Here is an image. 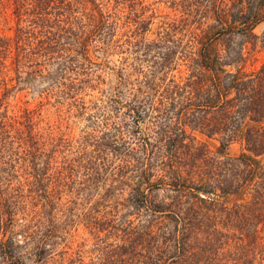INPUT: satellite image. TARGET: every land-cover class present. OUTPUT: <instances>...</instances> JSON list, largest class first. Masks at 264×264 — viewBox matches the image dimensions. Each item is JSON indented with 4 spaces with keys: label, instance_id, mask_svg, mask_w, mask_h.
<instances>
[{
    "label": "trees",
    "instance_id": "1",
    "mask_svg": "<svg viewBox=\"0 0 264 264\" xmlns=\"http://www.w3.org/2000/svg\"><path fill=\"white\" fill-rule=\"evenodd\" d=\"M231 1L232 19L218 0L225 33L192 35L178 48L167 17L146 40L156 14L142 0H0V264L47 262L58 215L111 173L110 156L120 161L110 191L79 222L99 261L89 264H264V62L252 68L253 50L228 45L234 29L242 44L259 40L264 0ZM93 49L134 52L151 74L141 66L143 80L123 85L126 110L116 105L75 148L58 124L45 128L42 108L54 95L77 105L69 75L87 76ZM45 71L52 84L38 102L9 104ZM146 117L152 134L137 138ZM130 139L138 142L126 152ZM234 144L240 153L230 156ZM18 160L24 173L11 181L3 175ZM115 190L122 202L99 218Z\"/></svg>",
    "mask_w": 264,
    "mask_h": 264
},
{
    "label": "rangeland",
    "instance_id": "2",
    "mask_svg": "<svg viewBox=\"0 0 264 264\" xmlns=\"http://www.w3.org/2000/svg\"><path fill=\"white\" fill-rule=\"evenodd\" d=\"M146 6L150 8L156 14V19L150 27L149 33L146 35L147 41H154L157 38V33L160 28L161 21L164 17H167V22L170 24L171 33V45L178 48H185L189 44V40L192 35H196L198 38L204 36L209 32L225 33V29L221 30V23L219 18L222 12H219L218 7L220 3L218 0H142ZM246 2L254 3L252 0H246ZM232 1L227 0L226 8L227 13L232 14L234 10H229L232 6ZM250 6V5H247ZM150 14V13H149ZM232 19L233 16L230 15ZM162 31V28H160ZM243 30L234 29L236 34L235 39L228 45L230 46H245L253 50L256 54V62H252V68H259L264 62V20L259 23L254 29L253 34L259 37L257 42L248 44H242L241 35ZM137 54L134 52L124 54H113L110 52L106 57L101 55L96 49L90 51V59L92 65L88 68L87 76H76L70 74L69 78H73L74 85L78 89L76 94V103L74 105V98H57L50 96L49 100L44 101L42 108V119L45 123V128H48L49 124H58L62 130L70 133L75 138V148L82 142L83 138L90 134L91 129L98 128L102 125L107 118H112L114 114V108L116 105L120 107L121 111L126 110L128 106L127 90L128 87L123 86L127 83H133L136 80L142 81L143 75L139 73L141 66L147 75L151 74L146 62H140L135 60ZM140 58V56H138ZM49 70L58 71L56 65L49 66ZM48 71H45L43 75L38 77L37 80L28 84H23L11 93H9V104L14 105L16 102L34 103L37 96L43 89H48L52 84V79L48 77ZM99 76V77H98ZM131 85H129V88ZM145 88V92H146ZM119 103V104H118ZM73 104V105H71ZM152 119L146 117L141 121L138 128V137L145 135L150 136V128L152 127ZM44 133H46L44 131ZM69 134V135H70ZM199 139H204L198 136ZM136 140L130 139L125 145V151L127 152L131 148H136ZM138 144V143H137ZM138 149V147H137ZM125 152V153H126ZM240 153V147L237 144L231 145L227 154L230 156H237ZM5 156V155H0ZM20 156V155H19ZM21 157V156H20ZM23 157V156H22ZM7 158H1L0 160H6ZM14 157L13 160H15ZM22 159V158H20ZM5 162V161H3ZM14 165L9 170V175L4 174L11 181L24 173L23 165L18 160L13 161ZM6 165V164H5ZM3 165L6 168L7 165ZM120 161L110 156L105 160L104 167L108 172L100 176L101 180L97 184H93L87 191L79 193L72 206H70V212L67 215H58V219L55 221L56 231L53 232L50 244H52L53 250L47 262L43 264H76L80 260L77 259V252L83 260L84 264L98 263L97 258L91 254L94 247V241L89 233V229L85 228L83 223H79L86 214L90 212V209L100 201L102 197L108 195L110 182L108 181L112 172H115L119 167ZM11 177H16L11 179ZM7 183V180L2 181V187ZM106 190H108L106 192ZM117 190L114 192V196L105 203V208H100L101 212L98 217L108 220L111 218L110 211L116 206L117 203L122 202V198H116ZM158 199H164V193L157 192ZM118 199V201H117ZM117 202V203H116ZM119 216L122 214L121 206H118ZM75 239V241L73 240ZM73 241L76 242L73 244ZM27 264H33L32 260H28Z\"/></svg>",
    "mask_w": 264,
    "mask_h": 264
}]
</instances>
